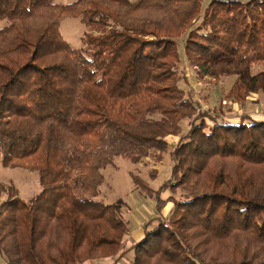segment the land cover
Returning <instances> with one entry per match:
<instances>
[{"label":"trees","instance_id":"obj_1","mask_svg":"<svg viewBox=\"0 0 264 264\" xmlns=\"http://www.w3.org/2000/svg\"><path fill=\"white\" fill-rule=\"evenodd\" d=\"M203 2L0 0V161L39 183L23 200L0 180L6 264H264V117L201 111L179 85L183 55L199 77L234 76L228 98H264V69L251 70L264 64V0ZM67 17L85 28L80 47L60 33ZM157 151L169 177L152 188L131 173L154 210L124 249L128 208L100 198L104 170Z\"/></svg>","mask_w":264,"mask_h":264},{"label":"rangeland","instance_id":"obj_2","mask_svg":"<svg viewBox=\"0 0 264 264\" xmlns=\"http://www.w3.org/2000/svg\"><path fill=\"white\" fill-rule=\"evenodd\" d=\"M71 1L73 0H67V2ZM207 2L208 0H204L203 7L206 6ZM198 23L199 21L194 26ZM2 24L3 22L0 23V25ZM84 30L85 28L78 18L67 17L60 23L62 37L73 48L81 46V36ZM178 43L180 47L183 46V38H179ZM263 69L264 64L260 63L253 65L251 70L252 73H256ZM179 70L185 76L184 81H180L179 85L185 89L187 95L198 101L201 111H209L213 115H223L225 118L232 120L238 119L237 117L243 113H248L253 117H264V98L262 94L251 93L244 100L228 98L227 93L235 79L234 76H223L218 79L199 77L188 65V62L184 60L183 55ZM223 112H225V115ZM188 126V122H182L184 131L188 129ZM171 165L169 152L159 155L157 151L138 164H133L123 157H117L114 160V166L108 165L104 170L105 179L101 186L100 198L106 202H113L117 198L124 200L128 211L123 215V219L128 223L130 229L134 228L139 222L145 223L152 215L150 212L154 210V201L134 185L131 173L139 175L152 188H157L169 177ZM153 171H155V176H152ZM0 180L6 185L13 184L23 200L31 198L37 192L35 190L39 189L36 170L3 166L1 161ZM184 194L185 192L182 190L177 193L181 197ZM4 198L5 194H2L0 201Z\"/></svg>","mask_w":264,"mask_h":264},{"label":"crops","instance_id":"obj_3","mask_svg":"<svg viewBox=\"0 0 264 264\" xmlns=\"http://www.w3.org/2000/svg\"><path fill=\"white\" fill-rule=\"evenodd\" d=\"M61 1L62 0H58L56 2L57 3H63V4L68 3L67 0H64L62 2ZM261 117H263V116H261ZM167 140L169 143L173 144L177 141V137L176 136H168ZM35 191H38V190H35ZM167 196H168V193L162 194L163 198H166ZM170 206H171V202H168L164 207V213L167 212V210L169 209ZM153 208H154V205H153ZM150 213L152 214L153 211H151ZM137 217L139 218V216H137ZM137 217H136V219H137ZM143 220H144V218H143ZM143 235H144L143 223L139 222V223H137V225L134 228L130 229L129 234L126 236L125 241H124V249H127L130 246H132L134 243L140 241L143 238ZM126 256H128V253L126 255H122V256L116 255L114 257H107V258H104L101 260L87 259L80 264H129ZM0 264H6L1 256H0Z\"/></svg>","mask_w":264,"mask_h":264}]
</instances>
